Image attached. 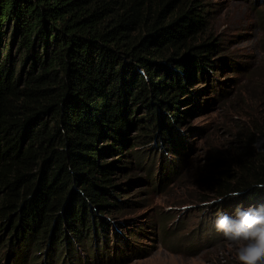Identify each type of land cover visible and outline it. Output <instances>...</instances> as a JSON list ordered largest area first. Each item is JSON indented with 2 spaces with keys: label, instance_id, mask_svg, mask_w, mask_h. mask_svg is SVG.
<instances>
[{
  "label": "trees",
  "instance_id": "16d2710c",
  "mask_svg": "<svg viewBox=\"0 0 264 264\" xmlns=\"http://www.w3.org/2000/svg\"><path fill=\"white\" fill-rule=\"evenodd\" d=\"M206 28L201 0H0L4 264L13 256L12 264H38L44 251L43 264H117L144 253L118 232L110 246L102 214L127 204L114 177L126 167L105 156L127 155L132 130L134 147L176 143L181 98L213 68ZM236 139L235 155L208 158V180L225 200L264 204L255 187L264 183V151L252 147L264 125Z\"/></svg>",
  "mask_w": 264,
  "mask_h": 264
},
{
  "label": "rangeland",
  "instance_id": "374dc122",
  "mask_svg": "<svg viewBox=\"0 0 264 264\" xmlns=\"http://www.w3.org/2000/svg\"><path fill=\"white\" fill-rule=\"evenodd\" d=\"M201 1L207 13L204 37L216 43V52L213 68L191 82L181 98L183 122L175 125L176 143L168 148L154 138L134 147L139 132L132 130L127 155L105 156L106 163L126 167L114 177L123 189L116 196L127 204L120 213L102 214L112 224L110 246L117 243L118 232L132 249L144 252L117 264H238L237 249L216 233L214 222L250 205L225 198L213 203L222 198L208 180L207 160L232 157L237 136L264 125V0ZM135 151L142 152V161L134 160ZM7 251L0 243L1 264Z\"/></svg>",
  "mask_w": 264,
  "mask_h": 264
},
{
  "label": "clouds",
  "instance_id": "9594fccd",
  "mask_svg": "<svg viewBox=\"0 0 264 264\" xmlns=\"http://www.w3.org/2000/svg\"><path fill=\"white\" fill-rule=\"evenodd\" d=\"M252 147L264 151V139H258ZM264 190V183L255 185ZM238 191L228 194L229 198H238ZM213 201V203H222ZM215 231L222 235L237 249L238 264H264V204L243 208L237 207L232 215L221 214L214 222Z\"/></svg>",
  "mask_w": 264,
  "mask_h": 264
}]
</instances>
